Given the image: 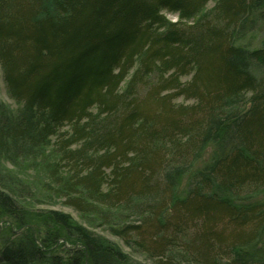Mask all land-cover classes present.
<instances>
[{"label":"trees","instance_id":"obj_1","mask_svg":"<svg viewBox=\"0 0 264 264\" xmlns=\"http://www.w3.org/2000/svg\"><path fill=\"white\" fill-rule=\"evenodd\" d=\"M0 63V264H147L102 227L153 264H264V0H0Z\"/></svg>","mask_w":264,"mask_h":264},{"label":"rangeland","instance_id":"obj_2","mask_svg":"<svg viewBox=\"0 0 264 264\" xmlns=\"http://www.w3.org/2000/svg\"><path fill=\"white\" fill-rule=\"evenodd\" d=\"M214 5V2H210L207 6V8H211ZM169 19H171L172 21H177L178 17L176 14H168ZM259 40L258 39H254V38H248L246 39V43H251L252 46H258L259 45ZM0 99L5 102L6 104H8L12 109H16L17 108V103L15 100H13L8 93L7 90V86L5 84L4 81V69L0 63ZM178 102L182 103V102H186L188 103V101H185L183 98H179L177 100ZM214 149V146H210L206 152L209 154V152L211 150ZM208 154H205L203 160L201 162H199L197 164V167H202L208 160ZM9 165V164H8ZM22 176L24 177H28L30 179H34V177L40 175L36 172V169L34 166H28L27 163H23L22 162ZM38 209H47V210H52V211H60L62 213H68L71 214L73 216V218L79 222V223H84L79 211H77L75 208H73L72 206H69L68 204H66L64 202L63 198L60 197H54L53 195L51 196H46L45 200L43 203H37V205L35 206ZM44 215H48V214H44ZM3 224V221H0V226ZM85 224V223H84ZM1 228V227H0ZM1 231V230H0ZM96 231L100 234L105 235L108 239L115 241L123 250V252L128 253L130 255H132L135 259H138L142 262H145L147 264H153V261L151 258L147 257L145 254H143L142 252H140L137 248H131L129 246H127L124 241L114 235H112L111 233H109V231L105 228H97ZM44 230L42 231H37V236L38 237V244H41V240L44 239L43 237H45ZM59 247H57V253H62L64 254V247H70V244L68 242H63L60 241L59 242ZM67 249V248H66ZM173 254H177V252H174Z\"/></svg>","mask_w":264,"mask_h":264}]
</instances>
